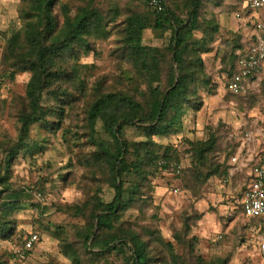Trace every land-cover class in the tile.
I'll use <instances>...</instances> for the list:
<instances>
[{
    "label": "trees",
    "instance_id": "trees-1",
    "mask_svg": "<svg viewBox=\"0 0 264 264\" xmlns=\"http://www.w3.org/2000/svg\"><path fill=\"white\" fill-rule=\"evenodd\" d=\"M125 1L126 7L115 3L105 9L98 0H79L73 6L60 0H19V17L25 21L38 17L39 24L30 30L21 28L7 38L1 61V76L14 78L30 72L31 77L26 96L10 101L9 114L20 124L17 141L0 143V239L11 238L12 215L21 208L19 191L11 182L13 165L23 150L34 153L43 149L36 142L27 145L32 126L40 123L47 133L63 127L68 110L78 100L70 87L85 90L77 60L82 53L94 50L97 39L108 38L110 24L126 14L119 56L145 79L147 92L139 101L124 91H105L87 103V126L96 150L81 162L102 168L114 195L106 201L98 191L87 194L81 203L62 207L84 222L71 238L70 234L61 237V251L72 264H226L220 257L205 261L194 256L197 238H188V220L173 233L183 248L181 255L157 227L142 229L127 220L130 211H142L152 204L155 187L150 175L158 171L159 161L178 159L175 151L158 144L155 138L180 134L187 111L203 106L199 85L213 87L203 55L214 50L216 35L224 28L232 30V25L228 15L215 21L204 14L208 3L224 0H166L162 10L151 7V0ZM147 29L169 32L168 45L162 49L145 45ZM232 43L231 50L221 56L227 82L239 71V60L250 48V43H241L238 36ZM4 106L5 102H0V117L4 116ZM128 127L140 130L144 141L128 139ZM219 140V135L211 132L206 140L189 141L201 182L228 173L213 158ZM241 210L244 215L242 204ZM245 217L263 231L262 218ZM151 218L156 220L157 215ZM62 232L60 226L54 229L55 234ZM192 257L195 262H191ZM12 259L0 260V264H11ZM48 264L61 263L51 260Z\"/></svg>",
    "mask_w": 264,
    "mask_h": 264
},
{
    "label": "rangeland",
    "instance_id": "rangeland-1",
    "mask_svg": "<svg viewBox=\"0 0 264 264\" xmlns=\"http://www.w3.org/2000/svg\"><path fill=\"white\" fill-rule=\"evenodd\" d=\"M98 1L105 9L115 3L121 8L126 7L125 0ZM250 1L224 0L220 4L210 2L206 6L204 16L207 19L220 21L228 15L232 25V30L224 28L216 35L214 50L203 55L213 87L203 83L199 85L203 106L198 111H187L184 129L180 134L155 138L158 144L175 151L174 155L178 159L159 161L158 171L150 175L155 187L152 204L142 211L133 210L127 214V220L136 222L138 228L157 227L167 241L174 243L180 255L184 251L174 239L173 233L188 220L191 225L188 238H197L194 242V256L205 261L220 257L227 261L226 264H264L259 250V227L246 218L241 210L249 173L230 162L238 147L230 144L228 139V133L233 130H264V73L254 79L246 93L232 95L228 91V75L223 71L221 62V56L231 50L236 36L245 45L252 42V22L246 24L245 17L249 15L245 12L249 11L245 5ZM60 3L73 6L79 0H60ZM18 5L19 0H0V70L7 38L21 28L30 30L33 25L39 24L38 17L22 20ZM125 18L126 14H123L115 23H111L108 38L97 39L94 50L82 53L77 60L85 90L81 92L77 85L70 87L78 100L74 102V108L68 110L63 127L55 133H47L40 123L32 126L27 145L36 142L43 149L34 153L23 150L13 165L11 182L19 191L21 208L12 215L14 233L11 238L0 239V260L9 262L12 257L14 259L23 238L36 232L41 237L40 243L26 259L18 260L17 264H48L51 260L72 264L61 251V237L70 234L71 238L75 228L81 226L84 220L73 217L62 207L81 203L87 194L98 191L106 201L112 199L114 190L103 169L86 166L81 159L96 150L87 126V103L105 91H124L139 101L147 92L145 79L119 56ZM169 37V32L147 29L143 42L147 46L162 49L168 45ZM30 77V72L18 73L14 78L0 74V102H5L2 111L4 116L0 117V143L14 144L17 141L20 124L9 114L10 101L26 96ZM211 132L220 137L218 149L213 154L214 161L222 164L229 171L228 174L233 173L229 175L228 181L222 175L214 176L206 182L199 179V166L189 150V141L206 140ZM126 136L133 141L145 139L141 131L134 127L127 128ZM246 157H249L248 153ZM2 158L0 153V161ZM164 161L180 166V173L162 168ZM129 179L133 178L129 176ZM153 214L157 215L156 220L151 218ZM57 226L63 229L59 235L54 233ZM195 257L191 258V262H195Z\"/></svg>",
    "mask_w": 264,
    "mask_h": 264
},
{
    "label": "built area",
    "instance_id": "built-area-1",
    "mask_svg": "<svg viewBox=\"0 0 264 264\" xmlns=\"http://www.w3.org/2000/svg\"><path fill=\"white\" fill-rule=\"evenodd\" d=\"M166 0H151L150 5L154 9L162 10L163 3ZM254 10L261 11L262 19L258 23L257 31L253 41L250 43V48L247 53L239 60V71L234 74L228 81V90L233 94L246 93L254 79L264 73V0H251L248 4ZM264 136V130L255 132L252 129H241L239 131H230L228 139L230 144L235 145L238 141L242 144L240 152H236L230 159L233 166H247L245 153L248 148L254 145L256 140ZM244 150L242 151V149ZM246 150V151H245ZM162 168L176 171L180 173V166L164 161ZM232 170V169H231ZM230 170V171H231ZM229 173V171H228ZM225 181L229 180L228 174ZM242 206L244 215L249 218H262L263 231L259 240V250L264 258V162L257 163L254 166L253 173L249 178V183L244 190L242 197ZM40 235L36 232H31L23 238L22 245L16 249L15 258L11 264H17V261H22L27 258V255L40 242Z\"/></svg>",
    "mask_w": 264,
    "mask_h": 264
},
{
    "label": "crops",
    "instance_id": "crops-1",
    "mask_svg": "<svg viewBox=\"0 0 264 264\" xmlns=\"http://www.w3.org/2000/svg\"><path fill=\"white\" fill-rule=\"evenodd\" d=\"M248 7L249 6L245 5V8H248ZM247 10H249V11H245V12H247L249 15L246 14V16H245V17H247L246 24H249V22H252L253 31H252V37L251 38L253 41L255 34H256V31H257L258 23L262 19V13H261V11L254 10L251 7H249ZM249 12L252 14H250ZM236 130H238V127H236ZM235 145H237V147H238L237 152H240V148H241L242 144L238 141ZM253 148L255 150H254V152H251L253 150ZM256 148H258L257 152H256ZM243 150H244V148L242 149V151ZM248 150L249 151H247V153H248L249 157H246V161H248V165L243 166V167L239 165V169H241L243 171L247 170V172L249 173V178H250L252 173H253L254 166L257 163L264 162V136H262L261 138L256 140L254 145L249 147ZM245 156H246V153H245ZM248 183H249V179H248ZM248 183H247V185H248ZM247 185H246V187H247ZM241 204H242V202H241ZM40 239H41V237H40Z\"/></svg>",
    "mask_w": 264,
    "mask_h": 264
}]
</instances>
